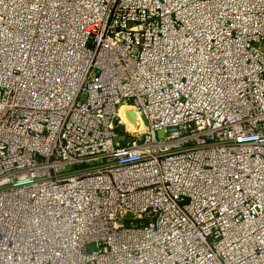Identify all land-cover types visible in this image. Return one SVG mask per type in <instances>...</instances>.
<instances>
[{"label": "built area", "instance_id": "built-area-1", "mask_svg": "<svg viewBox=\"0 0 264 264\" xmlns=\"http://www.w3.org/2000/svg\"><path fill=\"white\" fill-rule=\"evenodd\" d=\"M0 264H264V0H0Z\"/></svg>", "mask_w": 264, "mask_h": 264}, {"label": "bare ground", "instance_id": "bare-ground-1", "mask_svg": "<svg viewBox=\"0 0 264 264\" xmlns=\"http://www.w3.org/2000/svg\"><path fill=\"white\" fill-rule=\"evenodd\" d=\"M28 78V74H27ZM119 115L122 117L123 120L126 121L127 125L129 127H134L135 123L133 120V112L130 111L128 108H125L124 106L119 109Z\"/></svg>", "mask_w": 264, "mask_h": 264}, {"label": "rangeland", "instance_id": "rangeland-1", "mask_svg": "<svg viewBox=\"0 0 264 264\" xmlns=\"http://www.w3.org/2000/svg\"><path fill=\"white\" fill-rule=\"evenodd\" d=\"M136 118H138L137 115H134V113H133V120H135ZM122 129H124V126H120L119 131H122ZM162 136H163V134L160 133V132L157 134V137H158V138H160V137H162Z\"/></svg>", "mask_w": 264, "mask_h": 264}]
</instances>
